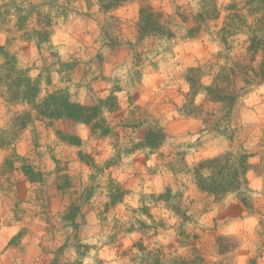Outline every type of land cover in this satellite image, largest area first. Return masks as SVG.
Listing matches in <instances>:
<instances>
[{"label":"clouds","instance_id":"1","mask_svg":"<svg viewBox=\"0 0 264 264\" xmlns=\"http://www.w3.org/2000/svg\"><path fill=\"white\" fill-rule=\"evenodd\" d=\"M253 38L264 0H0V264H264ZM53 96L98 114L47 115Z\"/></svg>","mask_w":264,"mask_h":264},{"label":"trees","instance_id":"2","mask_svg":"<svg viewBox=\"0 0 264 264\" xmlns=\"http://www.w3.org/2000/svg\"><path fill=\"white\" fill-rule=\"evenodd\" d=\"M216 18L218 19V14H216ZM198 19H203V17H199ZM155 27L154 22L151 20V17H146L145 18V30H147L148 28H153ZM223 31V30H222ZM262 45H264V41H257L255 38H253V43L250 46V51H252L253 53L256 52V50L261 47ZM241 72H245L246 74V69L245 68H241L240 69ZM262 75H264V70H262ZM221 79L223 80H228L229 78L227 76H223L221 77ZM36 91L35 89H30L28 93H26V95H30L32 92ZM212 91V97L213 99L219 98L221 100H225L227 102H231V100L233 99L232 97L228 96H222L220 94V90L216 89V90H210ZM51 103L56 104L57 105V110L56 112H47L45 111V114L47 115H53V116H59L61 114V111L63 112H67L69 115V119L70 120H84L86 122L92 120L93 118H95V116L98 114V109L97 108H92V109H79V108H72L70 106H68L66 103L63 102V98H58V97H51L50 98ZM47 108V106H46ZM99 125V123H97L96 125H94L93 129L95 130V128H97V126ZM106 130L103 129L102 134H106ZM145 140L148 144L155 146V144L158 142V138L157 136H155L153 133L146 132L145 133ZM66 141H68L70 144L71 143H75V144H79V141L76 139H66ZM82 159H86L89 160L90 162V158L84 157L83 155H80ZM24 173L28 176L31 177V179L36 180L39 179L38 176L34 175L32 173V170L30 167H25L23 169ZM235 178V177H234ZM199 187L202 191H208L209 193H219L224 191V185L223 184H217L215 182H213V184L208 185L205 184L203 181L200 182ZM126 194V192H122L121 190L117 189V191L113 194L112 196V201L113 204H115V202L117 200H121L122 196ZM170 198V190L166 191V194L162 197H160V199H164V200H168ZM77 210L78 209H73V207H71L69 209L68 215L65 217V219H69V220H74L75 216L77 215ZM177 211L178 214H181L184 216V219H187V216L184 215V213L180 212V209L177 207L175 209Z\"/></svg>","mask_w":264,"mask_h":264},{"label":"rangeland","instance_id":"3","mask_svg":"<svg viewBox=\"0 0 264 264\" xmlns=\"http://www.w3.org/2000/svg\"><path fill=\"white\" fill-rule=\"evenodd\" d=\"M22 23H23V21H22ZM49 83H50V81H49ZM108 103H109V107H112V108L115 107V105L113 104V102H112L111 99L109 100ZM134 126H135V125H134ZM97 128H103V129H105V130L107 131L106 134H102V135H108L109 132H110V129H108L107 127H103V121H101V122L99 123V125L97 126ZM93 131H95V130L93 129ZM143 135H145V133H143ZM64 139L66 140V139H74V138L65 135V136H64ZM80 155H83V154L81 153ZM110 163H111V162H110ZM26 167H27V166H26ZM70 186H71V185L69 184L67 178H65L64 183L58 186V190H65V189H67V188L70 187ZM127 191H129V190H124V192H127ZM91 195H92V190H91V189H88V190L86 191V193H85L84 198H85V199H90V198H91ZM73 209H78V210H77V214L79 213V208H78L77 206H73ZM107 210H108V208H107V206H106V207H105V211H107ZM143 211H144L146 214L148 213V209H146V208L143 209ZM75 217H76V216H75ZM74 219H75V218H74ZM189 219H190V217L187 216L186 221L189 220ZM145 227H146V226H145ZM198 238H199L198 236L193 237V239H198ZM222 246H223V244H222ZM197 259L199 260V257H197Z\"/></svg>","mask_w":264,"mask_h":264}]
</instances>
